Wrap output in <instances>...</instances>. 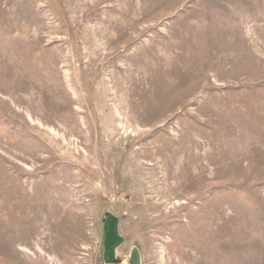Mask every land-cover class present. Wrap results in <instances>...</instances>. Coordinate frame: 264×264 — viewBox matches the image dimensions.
<instances>
[{
    "label": "rangeland",
    "instance_id": "obj_1",
    "mask_svg": "<svg viewBox=\"0 0 264 264\" xmlns=\"http://www.w3.org/2000/svg\"><path fill=\"white\" fill-rule=\"evenodd\" d=\"M264 264V0H0V264Z\"/></svg>",
    "mask_w": 264,
    "mask_h": 264
},
{
    "label": "crops",
    "instance_id": "obj_2",
    "mask_svg": "<svg viewBox=\"0 0 264 264\" xmlns=\"http://www.w3.org/2000/svg\"><path fill=\"white\" fill-rule=\"evenodd\" d=\"M120 235L116 231V242L112 249H105V234L101 246V264H142L138 253L123 248Z\"/></svg>",
    "mask_w": 264,
    "mask_h": 264
}]
</instances>
